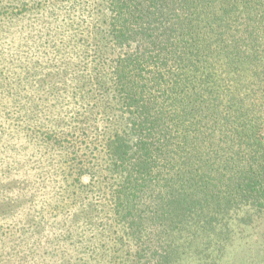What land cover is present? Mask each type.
<instances>
[{"label": "trees", "instance_id": "obj_1", "mask_svg": "<svg viewBox=\"0 0 264 264\" xmlns=\"http://www.w3.org/2000/svg\"><path fill=\"white\" fill-rule=\"evenodd\" d=\"M97 7L71 104L102 194L79 244L96 264H214L264 228V0Z\"/></svg>", "mask_w": 264, "mask_h": 264}, {"label": "rangeland", "instance_id": "obj_2", "mask_svg": "<svg viewBox=\"0 0 264 264\" xmlns=\"http://www.w3.org/2000/svg\"><path fill=\"white\" fill-rule=\"evenodd\" d=\"M99 1L0 0V264L98 261L76 221L102 194L100 176L76 170L96 151L71 102L92 67L80 22ZM263 229L247 228L214 264H264Z\"/></svg>", "mask_w": 264, "mask_h": 264}]
</instances>
